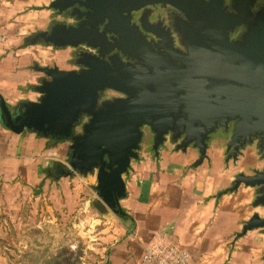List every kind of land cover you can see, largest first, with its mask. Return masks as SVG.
<instances>
[{"label":"water","instance_id":"95a60500","mask_svg":"<svg viewBox=\"0 0 264 264\" xmlns=\"http://www.w3.org/2000/svg\"><path fill=\"white\" fill-rule=\"evenodd\" d=\"M153 5L171 6L191 22L184 32L188 54L177 59L178 65L145 53L138 31H131V14ZM74 6L88 11L84 15L94 28L54 23L37 39L59 49L85 45L99 56L78 58L75 64L83 68L78 72L41 67L48 80L35 88L40 98L21 103L14 114L0 101V119L11 132L69 142L65 175L95 172L98 196L121 217L123 176L139 158L142 126L152 129L156 154L169 142L182 152L193 147L201 162L211 135L223 130L231 133L227 161H236L253 145L264 158V9L252 16L240 3L235 13H227L218 0H53L50 9L61 13ZM104 23L105 32L119 38L113 44L96 28ZM241 25L246 27L244 43L229 41L228 34ZM114 49L145 66L125 65L118 57L102 59ZM105 90L126 97L99 105ZM241 184L255 189L254 205L264 210V170L237 175L232 190ZM253 229L264 231V211L245 226Z\"/></svg>","mask_w":264,"mask_h":264},{"label":"crops","instance_id":"0c3cea01","mask_svg":"<svg viewBox=\"0 0 264 264\" xmlns=\"http://www.w3.org/2000/svg\"><path fill=\"white\" fill-rule=\"evenodd\" d=\"M52 1L0 0V34L7 36L0 46V101L11 114L21 103L40 98L35 88L48 80L41 67L66 68L69 50L37 39L61 23L50 9ZM69 145L29 131L14 134L0 119V211L7 199L35 193L44 177L70 178L65 175ZM160 148L154 161L136 172L133 161L123 176L126 195L119 204L124 215L118 217L125 235L111 246L108 264H141L144 247L158 235L186 250L190 264H264V231L245 230L253 215L264 211L254 205L255 189L241 184L232 190L237 175L264 170L257 153L249 148L236 161H227L226 148L211 144L200 162L191 146L185 152L170 143Z\"/></svg>","mask_w":264,"mask_h":264},{"label":"rangeland","instance_id":"374dc122","mask_svg":"<svg viewBox=\"0 0 264 264\" xmlns=\"http://www.w3.org/2000/svg\"><path fill=\"white\" fill-rule=\"evenodd\" d=\"M117 96L105 90L99 102ZM148 130L144 128L137 152L140 160L131 162L134 172L144 162L154 161ZM56 153L62 158L63 149ZM70 153L68 148V171ZM255 164L262 169L256 160ZM96 184L95 172L75 171L59 181L44 177L35 185V193L22 194L16 201L7 199L0 211V264H108L111 246L124 237L125 227L98 196Z\"/></svg>","mask_w":264,"mask_h":264},{"label":"flooded vegetation","instance_id":"af4514ba","mask_svg":"<svg viewBox=\"0 0 264 264\" xmlns=\"http://www.w3.org/2000/svg\"><path fill=\"white\" fill-rule=\"evenodd\" d=\"M209 1V0H205ZM222 7L226 10L227 13H235L234 7L238 6L240 3H245L248 7V11L252 13V16L259 13L261 9H264V0H218ZM88 12L82 7L74 6L68 8L61 13L54 12L61 22L66 23L72 26H82L83 28H94L95 26L90 25L89 20L86 18L84 13ZM107 24H98L99 32H104L106 34L107 43L113 44L119 40V38L110 33L105 32V26ZM130 27L131 31L137 30L139 33V38H141V45L145 46V53H149L154 57V55L161 56L164 59L168 60L170 63L178 65L177 59H180L181 56L188 54L187 44L185 42V29L191 28V22L189 19L179 10L168 6V5H153L141 9L138 12H134L130 17ZM246 33L245 26H238L232 32L228 34L229 41L233 43H244L243 36ZM138 37V36H137ZM69 50V54L65 58L66 68L62 69L63 71H80L83 70L82 67L77 66L75 62L82 55H97V49L89 48L85 45H80L76 49L66 48ZM113 57H118L122 63L125 65L139 66L144 67L145 63L143 60H139L133 57L130 54H122L117 49L112 50L105 56L102 57L103 60L109 62ZM61 70V69H60ZM153 73V70L151 71ZM112 91V90H111ZM116 93L117 98H125L126 96L120 93ZM115 98V97H113ZM99 102V100H98ZM105 101L99 102V105ZM87 121L83 119V123ZM144 128H148V133L150 134L151 146L150 150L154 152L155 156H158V153L153 150V137L154 134L152 129L149 126H142V139L140 144L144 141L145 135L143 133ZM80 129V128H79ZM81 130L77 132L80 134ZM230 132L217 130L214 134L211 135L210 140L207 142L208 147L211 144L215 146H221L226 148L228 142V137ZM169 143V142H168ZM139 144V146H140ZM171 144V143H170ZM256 153L257 148L255 145L251 147ZM160 149V148H159ZM158 149V151H159ZM181 151V150H178ZM258 155V153H257ZM68 157V150L66 154V159ZM259 162L264 163V158H261L260 155L257 156ZM140 160V158H138ZM137 160V161H138ZM134 161V160H133ZM263 170V169H262ZM96 175V173H95Z\"/></svg>","mask_w":264,"mask_h":264},{"label":"built area","instance_id":"2783aa9c","mask_svg":"<svg viewBox=\"0 0 264 264\" xmlns=\"http://www.w3.org/2000/svg\"><path fill=\"white\" fill-rule=\"evenodd\" d=\"M7 36L0 34V46L5 45ZM191 256L177 243L168 240L163 235L148 244L143 249L141 264H190Z\"/></svg>","mask_w":264,"mask_h":264}]
</instances>
